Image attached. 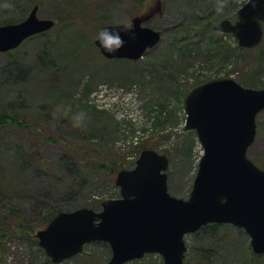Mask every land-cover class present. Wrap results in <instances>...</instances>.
I'll list each match as a JSON object with an SVG mask.
<instances>
[{
  "label": "rangeland",
  "instance_id": "rangeland-1",
  "mask_svg": "<svg viewBox=\"0 0 264 264\" xmlns=\"http://www.w3.org/2000/svg\"><path fill=\"white\" fill-rule=\"evenodd\" d=\"M13 1L0 0V20L18 16ZM245 1L145 0L139 5L129 0L99 4L96 0H37L39 17L52 18L69 10L74 20L56 23L45 35L23 41L19 59L30 71L22 80L4 82L0 74V108L6 112L13 109L29 124L0 131V218L9 200L22 202L21 215L37 228L42 227L46 209L34 207V199L61 204L65 210L82 206L99 209L101 200L116 196L118 189L110 181L115 175L94 169L90 163L116 157L122 167H130L139 144L170 153L168 189L186 198L203 153L196 135L188 134L194 131L184 129L186 91L207 76H231L239 81L246 76L247 82L259 76L264 80L263 41L256 46L258 50L239 47L236 37L219 26L224 18L235 20ZM83 2L89 3L85 10ZM136 14H145L144 24L162 33L160 41L142 57L108 59L96 46L90 47L89 39L94 40L101 26L117 18L131 20ZM213 34L218 43L209 37ZM52 46L54 52L46 58L44 50ZM226 49L231 55L224 61ZM5 62L6 56L0 54V67ZM83 86L91 88L88 99L73 103ZM159 105L164 107L161 116L167 122L155 127ZM257 123L260 130L247 154L264 167V108ZM40 137L53 140L44 143ZM40 148L42 163L36 157ZM65 157L73 160V168L64 166ZM218 230L186 234V260L197 261L195 249L203 247L210 252L198 256L202 264H248V234L231 224H222ZM6 243L5 251L0 245L5 264H45L42 253L18 237L12 236ZM110 255L106 243L94 241L80 254L56 264H106ZM263 260L264 253L258 254L257 261ZM161 261L159 254H149L125 264Z\"/></svg>",
  "mask_w": 264,
  "mask_h": 264
},
{
  "label": "water",
  "instance_id": "water-1",
  "mask_svg": "<svg viewBox=\"0 0 264 264\" xmlns=\"http://www.w3.org/2000/svg\"><path fill=\"white\" fill-rule=\"evenodd\" d=\"M34 5L20 22L0 25V52L16 48L27 37L50 29L54 20L40 18ZM131 18L136 37L121 33L126 43L108 58L137 59L160 39V31ZM264 0H247L237 19L220 27L238 45L252 48L263 35ZM264 108V87H245L229 76L209 78L185 95L186 130H195L203 147L187 199L167 189L168 158L155 149L141 150L134 167L117 172L120 197L101 202L99 211L80 207L60 211L36 232L39 245L52 262L71 257L87 242L109 244L107 264H122L157 252L163 264H183L184 235L210 223H231L250 236L254 253L264 252V168L247 156L256 133V115ZM261 264H264L261 263Z\"/></svg>",
  "mask_w": 264,
  "mask_h": 264
},
{
  "label": "trees",
  "instance_id": "trees-1",
  "mask_svg": "<svg viewBox=\"0 0 264 264\" xmlns=\"http://www.w3.org/2000/svg\"><path fill=\"white\" fill-rule=\"evenodd\" d=\"M22 1H25V3H22ZM129 1L135 2L139 5H142L145 0H129ZM36 2H37V0H19V2H16L14 0L13 4L15 5L14 8L18 9L17 10L18 16L16 18L7 17L5 19H1L0 24L1 23H9V22H17V21L24 19L27 15L28 11L30 10L29 7L31 6V4H33V3L37 4ZM103 2H104V0H96V3H98V4L103 3ZM83 4H84L83 9L85 10L86 6L88 7L89 3L83 2ZM104 5H105V3H104ZM75 10H78V9H75ZM69 14H70L69 10H62L57 15H52L51 17L55 21L54 26L56 23L59 24L62 22L66 23V24H70L71 19L74 20V18L72 16H70ZM199 25L204 27V25H202L200 23H199ZM48 31L42 32V33H39L36 35H45ZM212 31L214 32V30H212ZM209 33H211V30H209ZM49 34H52V33H48V35ZM209 37L213 38L214 43L215 42L218 43V41H220V40L215 38L214 34H213V36L210 35ZM89 40L90 41L88 43H89L90 47L95 46L93 44V39L91 38ZM262 41L263 42L260 45V47H264V39ZM51 43L54 44L55 40H53V41L51 40ZM255 48L257 49L258 47H255ZM18 51H19V46L15 49L0 53V54H3L6 56L5 64H3L0 67V74L3 77V79H1V80H3L4 82L10 81V80H12V81L22 80L30 71L28 69V66L24 65L22 60L19 59ZM51 52L52 53L54 52V46L46 48L44 50V56H46V58H49L51 56ZM216 53H218V51L215 49V54ZM224 53L227 55V57H225V59H223V60L226 61L228 58H230L229 56L231 55V53L229 52L228 49H226L224 51ZM83 54H84V52H83ZM220 60H222V58H220ZM41 68H43V67H41ZM209 77L210 76H207V78H209ZM260 78L261 77H259V76H254L250 79V81L247 82L245 80L246 76H242L240 78V81L239 80L238 81L241 82L243 85H246V86L263 87L264 86V80H261ZM81 83L82 82H80V85H81ZM80 90H81V88H79V91ZM80 92H81L80 96L77 98H74L72 100L73 103L75 101L78 103H81L82 100L86 101L88 99L90 92H91V88H89V86H85V87L83 86V88ZM84 105L87 106L88 102L84 103ZM54 108L56 109L57 107L54 106ZM163 108L164 107L162 105H159L160 114L157 116L156 121L154 122L155 127L158 126L161 122H162V125L166 124L165 122H167L166 117L161 116V111L163 110ZM13 125H26V122L20 120L19 116L16 115V112H14L13 109H11L9 112H6L5 110L0 108V131L2 128H6L7 126H13ZM26 126L29 127V124H27ZM259 130H260V124L257 123V133L259 132ZM188 134H191V136L195 135L194 132H188ZM40 138L44 139V143H48L49 141L53 140L51 137H40ZM44 143H43V145H44ZM137 146H138L137 150H139V151L143 148H146L145 144H139ZM17 148L19 149V147H17ZM41 151H42L41 148L36 151V157L38 158L40 163L43 162L40 158ZM187 151L190 152V150L188 148H187ZM166 154L168 155L170 153H166ZM71 157H72V159H75L73 155H71ZM64 166H68L69 168H73L74 167L73 160H70L69 158L65 157ZM90 166L94 169H97V170L106 171V173L109 176L115 175L117 170H119L120 168H123L122 164L117 161L116 157L113 159H111V158L103 159L100 163H96V162L92 161L90 163ZM110 181L116 187V185L114 184V179L111 178ZM3 191L6 192L5 190H3ZM117 195H118V191H116V196ZM108 197H115V196L110 195ZM20 204H23V203L22 202L19 203L18 200H16V202H12L11 200H9L8 202L6 201V209H5L6 213L0 218V245H3L2 246L3 251H5L4 244H7L6 242L8 241V239H10V237L14 236V237H18L23 242H25L30 249H32L33 247H36L42 253L44 260H45L43 262L45 264H55V263H52L50 261V259L46 256L44 250L42 248H40V246L38 245L37 238L35 237V231L37 230L38 226L35 227V225H32L27 220L26 216L21 215L22 214L20 211L21 209L19 208ZM32 205L36 208L40 207V209H43V208L46 209L45 210L46 212H44V214H43L44 220L41 223V226H44L50 220V218L53 215H55L57 212L65 210L62 208L61 204L50 203L47 200H43V201L40 200L39 201V200L34 199L32 202ZM74 208L75 207L69 208V210H72ZM66 210H68V209H66ZM221 226H222V224L210 223V224H206V225L202 226L197 232L204 231L207 229L210 231V233H213V232L215 233V232L219 231L218 229H220ZM247 250L249 253L248 264H256V263L260 262V261H257L258 254H254L252 252L250 245L247 246ZM209 252H210V250H208L207 248L199 247V248L195 249V255H196L197 261L192 263L188 260H185L184 264H202L203 259L198 258V256L199 257H205L206 253H209ZM0 264H5V257L4 256H0ZM34 264H36V262ZM160 264H162V261Z\"/></svg>",
  "mask_w": 264,
  "mask_h": 264
},
{
  "label": "clouds",
  "instance_id": "clouds-1",
  "mask_svg": "<svg viewBox=\"0 0 264 264\" xmlns=\"http://www.w3.org/2000/svg\"><path fill=\"white\" fill-rule=\"evenodd\" d=\"M132 29L133 25L130 20L117 18L111 24L100 27L95 34V39L107 52H116L126 43L121 35L122 32L132 38L136 37L137 34Z\"/></svg>",
  "mask_w": 264,
  "mask_h": 264
},
{
  "label": "bare ground",
  "instance_id": "bare-ground-1",
  "mask_svg": "<svg viewBox=\"0 0 264 264\" xmlns=\"http://www.w3.org/2000/svg\"><path fill=\"white\" fill-rule=\"evenodd\" d=\"M48 30H50V29H48ZM48 30H46V31H48ZM46 31H44V32H46ZM93 44H94V40H93ZM95 45V44H94ZM90 95V94H89ZM89 97V96H88Z\"/></svg>",
  "mask_w": 264,
  "mask_h": 264
}]
</instances>
